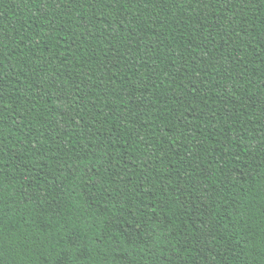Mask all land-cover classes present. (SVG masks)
Wrapping results in <instances>:
<instances>
[{"label":"trees","instance_id":"16d2710c","mask_svg":"<svg viewBox=\"0 0 264 264\" xmlns=\"http://www.w3.org/2000/svg\"><path fill=\"white\" fill-rule=\"evenodd\" d=\"M0 264H264V0H0Z\"/></svg>","mask_w":264,"mask_h":264}]
</instances>
